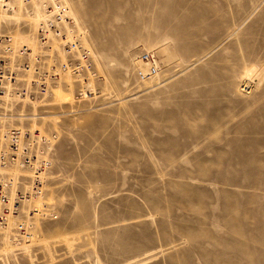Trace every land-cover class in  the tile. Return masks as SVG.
<instances>
[{
    "label": "rangeland",
    "instance_id": "374dc122",
    "mask_svg": "<svg viewBox=\"0 0 264 264\" xmlns=\"http://www.w3.org/2000/svg\"><path fill=\"white\" fill-rule=\"evenodd\" d=\"M65 1L90 97L67 74L19 119L51 163L31 242L1 241L0 264H264V0Z\"/></svg>",
    "mask_w": 264,
    "mask_h": 264
},
{
    "label": "built area",
    "instance_id": "2783aa9c",
    "mask_svg": "<svg viewBox=\"0 0 264 264\" xmlns=\"http://www.w3.org/2000/svg\"><path fill=\"white\" fill-rule=\"evenodd\" d=\"M28 1L24 0L26 3ZM13 2V0H0V9L12 10L11 3ZM58 16L59 14L54 17ZM48 27L47 21V23H42L38 31L43 43L49 34ZM52 28L57 34L64 33L56 25H53ZM74 36V41L65 44L67 50H72L77 45L82 49L78 33ZM0 42L4 47V57L0 58V103L3 102L0 105V243L7 225V216L10 213L21 215L20 220L13 228L11 239L14 243H24L27 240L29 242L32 237L34 210L31 212L29 204L34 196L42 192L44 176L46 170L50 168L51 161L46 155L50 141L48 135L39 130L33 133L26 121L19 120L21 117L19 110L26 109L24 112L29 115L32 112V106L30 100H27V103L24 102L25 98L40 100L47 97L46 74L48 72H46L47 69H44L43 60L35 79L26 80L25 76L21 78L22 74L30 70V62L25 55L29 53V50L26 46L15 44L12 35L2 29L0 30ZM81 51L83 52V49ZM12 54H15L13 59H11ZM82 56L84 55L82 54ZM84 57L86 59V56ZM139 59L148 63L146 70H137L139 79L151 78L161 68L162 61L156 50L140 53ZM86 60L87 63L70 62L74 73L79 74V78H81L79 80L82 82L79 89L80 95H85L88 91L87 86H89L90 78L85 76V71L87 69V72H90V68H88L89 60ZM16 93L20 96L15 97ZM10 95L14 96L11 99L15 103L14 106L3 101L5 96L10 97ZM45 103L43 101L40 106ZM11 107H14L15 110ZM14 167L20 170L18 176Z\"/></svg>",
    "mask_w": 264,
    "mask_h": 264
},
{
    "label": "bare ground",
    "instance_id": "6f19581e",
    "mask_svg": "<svg viewBox=\"0 0 264 264\" xmlns=\"http://www.w3.org/2000/svg\"><path fill=\"white\" fill-rule=\"evenodd\" d=\"M14 2L11 3L12 5V10H3L0 9V30L4 27H11V26H16V29L14 30V33L12 34V37L14 38V42L15 44H18L20 46H26L27 49L29 50V53H26V57L28 58L29 62H30V70L27 71L26 73L22 74L21 78H23L25 76L26 80H32L35 79V75L37 72H39L38 69H41V66L38 67V63H42L43 60L45 63L49 64L47 66V70L46 72H48L47 75V92L46 94L49 96V94L54 93L55 87H57L60 82H62V79L67 75H74L75 78L79 77V74H75L72 68V65H70V62L68 60V63H62L60 65H54L51 64L54 59H55V54H60L62 56V60H65L66 57L69 55H76L77 57H74V61H80V63H87V60L85 59L84 56H81V50L79 48V46H74L75 48L72 50H67V48L65 47V44L67 42H71L74 41V32L78 33V35L81 37L82 42L84 43V45L87 47V53H90L93 56V52L91 49H89V47L87 46L83 35L81 33V31L79 30L78 26L76 25V22L74 21L72 14L69 11V7L66 3L65 0H29L27 3L24 2V0H13ZM20 8V10H24L28 16H29V20L32 21V26L34 25V29L32 31L29 30V28H27V30H22V28L20 27V25H22L23 21H19L16 22L12 25H7L6 22L7 20L11 19L15 13L17 12V9ZM58 17H54L55 15H58ZM72 20V21H71ZM49 23V34L47 36V40L43 43L42 40L40 39V36L38 35V31L40 29V27L42 26V23ZM72 22V23H71ZM53 25H56L57 27H60V30L64 31L63 34H57L55 29L52 28ZM29 27V26H28ZM17 33H19V35H28L30 36V38H35L38 44V51H37V47L33 46L30 40L27 41H23L21 38H18ZM62 33V32H61ZM48 45L47 50H45L43 47L44 45ZM45 45V46H46ZM15 56V54L11 55V59H13ZM4 57V47L3 44L0 42V58ZM42 59V61H41ZM141 60V59H140ZM142 61V60H141ZM146 65L145 69H141V70H146L147 69V65L148 63L144 62ZM64 65H66V67H64ZM38 70V71H37ZM140 70V69H138ZM160 71V69H159ZM159 71L153 75L151 78L148 79H139L138 81H148L153 79L158 73ZM53 72H55L57 75L58 74V78H54V74ZM91 75V74H90ZM260 78V77H259ZM58 79L56 86L54 85L53 80ZM90 79H92L90 77ZM246 79L248 81V84L251 83V81H257V78L255 77V73L252 69H248L246 72ZM77 80H81L77 79ZM88 97H90L89 94H86ZM85 95V96H86ZM92 95V94H91ZM16 96H20V94L16 93ZM12 95H10V97L5 96L4 97V102L5 103H9L11 104V106H14V102L11 100L12 99ZM50 99V97H49ZM27 100H30L31 106L33 107V104L39 103L42 104V102L45 99H34V98H25L24 102L27 103ZM24 103V104H25ZM3 104V102L0 103V105ZM23 104V106H24ZM48 104V102H47ZM12 109L14 107H11ZM15 110V109H13ZM20 112V119H27L31 117V114L26 115L24 111L19 110ZM31 127V130L33 131V133L35 131H38V129L36 127ZM41 132V131H40ZM50 143H51V139L49 141L48 146L50 147ZM44 157V156H43ZM15 168V170H14ZM12 168L16 175L18 176L20 170L16 169V167ZM11 169V170H12ZM44 187H45V182L43 184V189L42 192L33 197V199L31 201L34 202V206L36 207L34 210H36V213H34L33 218H35V223L37 220L38 216H42L43 212V206H41V197L43 195L44 192ZM11 199H13V197H11ZM37 199V202L39 203L38 206L35 205V201ZM31 204V202H30ZM32 212V210H31ZM21 215L20 214H13L10 213L7 216V225L4 228V236L2 237V245L6 244V241L9 242L10 244H19V243H14L11 239V233L13 232V228L15 226V224L17 223L18 220H20ZM35 227V226H34ZM34 235V230L32 232V237ZM31 237V239H32ZM31 239L29 240V242H31ZM28 241V240H27ZM26 241V242H27ZM14 253V251H13Z\"/></svg>",
    "mask_w": 264,
    "mask_h": 264
}]
</instances>
